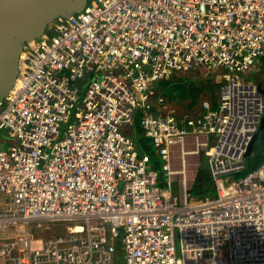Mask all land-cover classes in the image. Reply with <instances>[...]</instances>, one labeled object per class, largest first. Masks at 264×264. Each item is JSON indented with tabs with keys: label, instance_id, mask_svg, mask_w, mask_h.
Masks as SVG:
<instances>
[{
	"label": "built area",
	"instance_id": "obj_1",
	"mask_svg": "<svg viewBox=\"0 0 264 264\" xmlns=\"http://www.w3.org/2000/svg\"><path fill=\"white\" fill-rule=\"evenodd\" d=\"M211 67L216 107L158 92ZM263 68L264 0H91L59 18L0 101V264H264V161L232 175L264 116ZM203 162L214 193L195 199Z\"/></svg>",
	"mask_w": 264,
	"mask_h": 264
},
{
	"label": "water",
	"instance_id": "obj_2",
	"mask_svg": "<svg viewBox=\"0 0 264 264\" xmlns=\"http://www.w3.org/2000/svg\"><path fill=\"white\" fill-rule=\"evenodd\" d=\"M91 0H0V101H3L20 73L27 45L44 37L59 18L83 11ZM264 128V116L245 156Z\"/></svg>",
	"mask_w": 264,
	"mask_h": 264
},
{
	"label": "trees",
	"instance_id": "obj_3",
	"mask_svg": "<svg viewBox=\"0 0 264 264\" xmlns=\"http://www.w3.org/2000/svg\"><path fill=\"white\" fill-rule=\"evenodd\" d=\"M209 70V71H208ZM216 68H208L207 71L216 74V76H222L221 72L216 71ZM174 72L169 74L168 77L163 78L157 83L158 92L166 98V104L175 106L180 112L193 111L199 107L204 99H210L213 105L216 107L219 104V89L221 82L215 80L210 74L205 79L194 78L189 72ZM217 78V77H216ZM84 82V81H83ZM78 85L82 84V80L77 82ZM132 135L137 143L138 148L142 152H150L152 154V143L150 139L143 132L140 118L137 116L134 130L132 129ZM154 154V153H153ZM155 166L158 167V158H155ZM264 161V128L262 129L259 137L257 138L252 153L245 158V166L243 169L234 173L233 176L241 177L252 171H254ZM213 181L207 166V163L203 162L202 168L200 169L195 190L198 194L204 192L210 193L213 191ZM222 260V259H221ZM225 260V259H224Z\"/></svg>",
	"mask_w": 264,
	"mask_h": 264
},
{
	"label": "rangeland",
	"instance_id": "obj_4",
	"mask_svg": "<svg viewBox=\"0 0 264 264\" xmlns=\"http://www.w3.org/2000/svg\"><path fill=\"white\" fill-rule=\"evenodd\" d=\"M217 70L216 71H218V72H221V73H223L224 71H225V69L224 68H216ZM209 71V70H208ZM207 71V69H204V70H193L192 72H189L190 73V75L192 76V77H194V78H203V79H201V81H206L205 79L207 78V76L208 75H210V74H214V73H211V72H208ZM257 74V73H256ZM261 72L260 73H258L257 75H255L254 76V79H257V80H260L261 79ZM210 76H212L215 80H217L218 82H221L222 80H223V76H216V74H214V75H210ZM217 77V78H216ZM197 110V107L195 108V110H193V111H189V112H195ZM130 129H133L134 130V125L130 128ZM4 139H5V143L6 144H4V146L3 147H5V148H10L11 149V147L16 143V142H18V139L17 138H12V137H9V136H5L4 137ZM152 154L154 153L155 154V151H154V149L152 148ZM153 154V157H155V158H158V156H156V155H154ZM232 175H234V174H232ZM206 192H204V193H202V194H198V192L194 189V197H195V199H201V198H204L205 196H207V195H211L212 193H214V188H213V191L212 192H210V193H207V194H205ZM55 232H62L63 230H64V227L63 226H59V227H57V228H55V229H53ZM52 231L50 230V231H48V233H51ZM120 245L122 246V243H120ZM119 255L121 256V258H120V260H123V250H121L120 252H119ZM222 260H224V259H226V253H224V254H222V256L220 257ZM123 264H125L124 262H122Z\"/></svg>",
	"mask_w": 264,
	"mask_h": 264
},
{
	"label": "crops",
	"instance_id": "obj_5",
	"mask_svg": "<svg viewBox=\"0 0 264 264\" xmlns=\"http://www.w3.org/2000/svg\"><path fill=\"white\" fill-rule=\"evenodd\" d=\"M260 76H261V79L258 80V81H260V83H263V85H264V68H263V71H261V75Z\"/></svg>",
	"mask_w": 264,
	"mask_h": 264
}]
</instances>
